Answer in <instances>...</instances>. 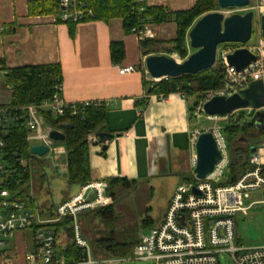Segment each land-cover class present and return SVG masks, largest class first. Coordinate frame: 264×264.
Listing matches in <instances>:
<instances>
[{
	"label": "built area",
	"instance_id": "2783aa9c",
	"mask_svg": "<svg viewBox=\"0 0 264 264\" xmlns=\"http://www.w3.org/2000/svg\"><path fill=\"white\" fill-rule=\"evenodd\" d=\"M58 1L61 7L60 19L63 22L71 20L80 23L85 16H93L92 11L86 8L82 0ZM258 2L264 7V0ZM4 30L3 27L0 28V36ZM133 32L141 40L150 34L147 27ZM237 49L224 53L219 59L225 73V85L198 99L191 114L193 118L205 117L209 121L228 122L230 116L217 118L207 116L203 110L204 104L216 96L231 97L247 89L253 82L264 80L262 36L259 35L257 44L248 47L256 56V61L243 71H237L227 62V56ZM137 70L138 66L122 67L119 69V74L129 75ZM146 76V79L153 83L159 82L152 79L147 70ZM61 90L59 88L60 92L52 100L44 101L39 106L0 107V127L8 128L21 123L27 128L30 148L37 145L49 147L50 151L44 160H51L55 170L63 173L67 167L66 150L61 149V146L50 138V133L54 129L46 122L44 113L62 117L70 112L75 116L84 114L87 106L102 107L103 105L68 103L61 97ZM157 97L161 101L168 98V96ZM243 111H249L250 116L255 113L251 108ZM210 131L214 134L222 154V159L213 173L204 180H199L193 175L194 181L190 179L179 185L163 222L151 228L148 233H141L134 247L133 256L124 259H95L79 220L80 215L112 203V198L106 194L109 187L107 181H90L71 199L64 200L51 210H42L28 199L21 197L18 190L12 189L9 178L13 171L0 155V264H11L8 260L15 255L14 251H10L13 250L11 242L15 241L17 235L23 234L26 243V233L31 237V246L22 264H67L59 246L61 239L66 238V232L64 229L58 232L57 226L68 218L72 222L70 223L73 231L72 243L81 251L73 264H124L134 261H143L147 264H222L220 258L223 255L234 264H264V245L248 248L238 239L235 231L238 214L247 215L255 205L264 204V155L261 153L263 149L260 146L256 148V152H250L247 170L236 182L230 184L223 182V171L230 161L224 128L214 127ZM197 137L198 135L193 137L190 147L193 167L196 162L193 147ZM95 140V135L89 137V147L93 146ZM2 147L4 143L0 141V149ZM35 162L38 164L37 161ZM35 162L33 161V164ZM19 164L24 170L29 166V162L24 158L19 160ZM256 192L262 194V199L246 206L245 202Z\"/></svg>",
	"mask_w": 264,
	"mask_h": 264
},
{
	"label": "crops",
	"instance_id": "0c3cea01",
	"mask_svg": "<svg viewBox=\"0 0 264 264\" xmlns=\"http://www.w3.org/2000/svg\"><path fill=\"white\" fill-rule=\"evenodd\" d=\"M30 1L0 0V28L5 29L0 36V60L8 68L58 64L63 71L61 97L66 102L103 105L106 119L101 133L118 136L109 142L105 152L103 144L89 147L90 180L108 182L120 178L149 184L164 175L193 173L191 140L203 132L194 127L191 116L196 98L186 99L173 93L161 101L150 95L155 84L146 79L144 64L148 56L141 48L146 39L173 40L175 23L170 21L159 27L147 24L150 34L141 40L135 33L124 32L121 19L107 23L92 20L79 23L75 36L71 37L68 25L59 22L58 16L30 15ZM197 1L146 0V3L178 12L191 9ZM116 42L122 43L126 52L119 63H114L110 54V45ZM129 66H138V70L129 75L119 74L120 68ZM0 75L5 83L4 72L0 71ZM2 87L0 82V107L10 103V92L5 93ZM32 167L33 176L25 188L30 192V186L36 184V195L43 188V180L40 172L34 173L38 164L35 162ZM79 192L64 197L59 204ZM30 196L33 202L35 199Z\"/></svg>",
	"mask_w": 264,
	"mask_h": 264
},
{
	"label": "trees",
	"instance_id": "16d2710c",
	"mask_svg": "<svg viewBox=\"0 0 264 264\" xmlns=\"http://www.w3.org/2000/svg\"><path fill=\"white\" fill-rule=\"evenodd\" d=\"M86 8L91 10L93 16H85L80 23L88 21L109 22L112 19H121L123 29L126 34L134 33V30H142L145 25L151 24L157 27L168 22H174L176 25V37L171 41H162L159 39H146L141 42L145 56L157 55L162 51L174 53L177 52L182 59L187 55V44L189 31L199 19L209 13L220 11L217 0H198L189 10L171 12L162 6H148L146 0H82ZM231 9V8H230ZM28 13L32 16L56 15L59 22L61 7L58 0H32L28 3ZM68 25L71 37L75 36L76 28L79 23L73 21L63 22ZM230 45H224L229 47ZM111 59L114 63L123 61L126 57L124 45L122 43H111ZM0 71L5 74V84L10 92V103L2 107L21 108L28 106H39L44 101L54 98L60 91L63 84V71L60 65H26L17 68H8L3 60H0ZM150 95L169 96L179 93L186 99L190 97L197 98L206 93L216 91L225 85V73L220 63L209 71L179 77L177 79H163L154 83ZM62 91V90H61ZM198 99H196L197 103ZM255 114V113H254ZM254 114L250 116L249 121L246 114L242 111L229 117L227 126L224 128V134L229 150L230 179L227 183L236 182L239 177L247 170L248 159L252 148H259L258 145L264 139V129L256 128ZM46 122L57 131L66 136L63 143H57L58 146L66 150L67 167L65 177L68 184L85 185L90 182V170L88 165L89 156V137L103 131L106 119L105 109L103 107L87 106L84 114L72 116L67 112L62 117H55L51 113H44ZM28 131L21 123L5 128L0 127V141L4 147L0 149L2 160L9 165L13 174L9 178V184L13 190H19L21 197L28 199L32 204V198L28 187L33 173L31 166L33 161L37 160L30 154V145L27 141ZM246 147H242V142H250ZM26 159L29 162L27 170L22 169L19 164L20 159ZM43 163V161H42ZM41 175V180L46 176ZM134 184L128 179L108 180L107 195L112 198V203L98 208L92 212L105 225L113 228L117 221L115 203L116 190L119 188L129 189ZM145 227L153 228L151 220L144 221ZM71 220L68 218L57 226L58 232L64 229L66 238L64 244H60L62 253L65 255L67 264L73 262L80 256V249L72 243L73 231ZM111 228V229H112ZM86 237V236H85ZM87 238V237H86ZM88 240V239H87ZM96 246L103 251L108 258H129L133 256V250L137 242L119 241L115 231L110 230L107 234L102 233L95 239Z\"/></svg>",
	"mask_w": 264,
	"mask_h": 264
},
{
	"label": "rangeland",
	"instance_id": "374dc122",
	"mask_svg": "<svg viewBox=\"0 0 264 264\" xmlns=\"http://www.w3.org/2000/svg\"><path fill=\"white\" fill-rule=\"evenodd\" d=\"M258 0H251V4L247 8L238 9L231 8L226 10H220L225 14L226 18L239 14L245 15L249 12L254 13L253 20V34L250 42L247 45H237L229 44V47L220 46L218 47V57L217 62L222 57L224 53L232 52L236 48H248L254 44H257L260 32V18L264 15V7L258 4ZM187 55L185 59H182L177 52L169 53L162 51L158 55H164L169 58H173L178 62H184L192 54L195 53V50L190 47L189 39L187 44ZM3 77L0 75V82L2 83V90L5 93H8L6 85H4ZM199 95H196V99ZM246 114L248 120L250 121V112L242 111ZM252 114V113H251ZM249 116V117H248ZM193 118V117H192ZM194 121V127L196 129H203V132L210 131L214 127L225 128L227 126V121H209L205 117L201 119H192ZM250 142H242V147H246ZM264 150V139L262 143L258 145ZM189 146L184 149L185 152H188ZM183 151V152H184ZM44 165H47V174L48 178L43 179V188L39 193L35 195V185L30 186L29 194L33 196V205L41 208L42 210L52 209L51 206L58 205L63 199L68 198V195H73L79 192L78 184H68V180L62 172H58L53 168L51 160H44ZM52 165V166H51ZM188 165H186L187 167ZM188 170V167H187ZM187 172V171H186ZM224 177L223 182H227L230 179V164H228L223 171ZM186 178H190L194 181V176L191 171H188L186 175H164L163 177L155 178L149 184H143L141 182L134 183L130 186L129 189L119 188L116 190L117 201L115 203L117 221L115 222L113 228L111 226L105 225L95 212H88L80 215L79 220L81 224L82 231L87 237L90 248L93 251L95 259L108 258L103 251L96 246L95 239L100 236L102 233H108L110 230L115 231L118 236L119 241H131L137 242L140 238L141 233H148L150 230L149 227H145L144 221L151 220L153 227L159 226L167 213L168 207L171 203V200L176 192L178 185H181L186 182ZM42 181V180H41ZM27 186V185H26ZM34 187V188H33ZM26 190V188H21ZM78 190V191H77ZM19 191V190H18ZM262 199V194L260 192L253 193L251 199L245 202V205L248 206L253 201H260ZM51 207V208H50ZM236 232L238 239L248 248H254L264 245V204H257L248 211L247 215L238 214L236 216ZM112 228V229H111ZM27 242L23 240V234H19L14 239L15 241L11 242L12 249L15 255L8 260L11 264H22L26 253L29 251L31 246V237L28 233ZM65 239H61L60 243L64 244ZM10 244V246H11ZM222 264H234L229 258L225 255L220 258ZM123 264V263H122ZM124 264H147L143 261H134L127 262Z\"/></svg>",
	"mask_w": 264,
	"mask_h": 264
},
{
	"label": "water",
	"instance_id": "95a60500",
	"mask_svg": "<svg viewBox=\"0 0 264 264\" xmlns=\"http://www.w3.org/2000/svg\"><path fill=\"white\" fill-rule=\"evenodd\" d=\"M222 10L230 8L243 9L251 4V0H217ZM221 11L212 12L202 16L189 31V44L195 53L184 62H178L173 58L164 55H150L145 60V67L149 75L154 80L177 79L187 75L201 74L213 69L217 63L218 47L237 44L247 45L253 34L254 13L245 15H231L226 18ZM260 18V32L264 39V15ZM256 61V56L246 47L239 48L227 56V62L237 71L245 70L251 63ZM253 109L255 111L254 120L256 128L264 129V80L253 82L247 89L231 97H213L204 104L203 110L207 116L227 117L237 112ZM118 135L97 133V140L93 145L103 144L102 151L108 149V144ZM50 138L63 143L66 136L64 133L54 130L50 133ZM196 162L193 175L199 180H204L213 173L217 164L222 159L221 151L218 148L217 140L211 131H205L198 135L195 146ZM252 148V152H256ZM50 149L45 145L32 146L31 156L37 160H44ZM264 155V150L261 151ZM39 168L34 171L40 172L48 178L47 165L39 163ZM190 181V178H186Z\"/></svg>",
	"mask_w": 264,
	"mask_h": 264
}]
</instances>
